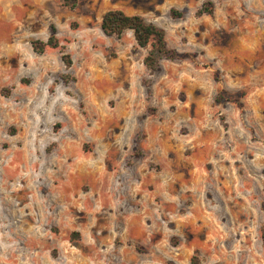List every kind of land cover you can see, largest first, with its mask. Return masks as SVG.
Segmentation results:
<instances>
[{
  "label": "rangeland",
  "instance_id": "1",
  "mask_svg": "<svg viewBox=\"0 0 264 264\" xmlns=\"http://www.w3.org/2000/svg\"><path fill=\"white\" fill-rule=\"evenodd\" d=\"M263 235L264 0H0V264H264Z\"/></svg>",
  "mask_w": 264,
  "mask_h": 264
},
{
  "label": "trees",
  "instance_id": "2",
  "mask_svg": "<svg viewBox=\"0 0 264 264\" xmlns=\"http://www.w3.org/2000/svg\"><path fill=\"white\" fill-rule=\"evenodd\" d=\"M171 12L173 15H182V12L175 9H172ZM211 12L212 9L206 6L198 11L199 14ZM101 28L106 35L118 36L122 35L127 29L132 30L139 46H150L144 58V64L149 69H156L161 59L172 57L173 52L166 45L165 30L154 23L146 21L142 15L127 14L121 9H110L103 15ZM31 43L33 49L40 53L44 52L47 47L55 48L59 46V41L55 34H52L47 40L37 39Z\"/></svg>",
  "mask_w": 264,
  "mask_h": 264
}]
</instances>
